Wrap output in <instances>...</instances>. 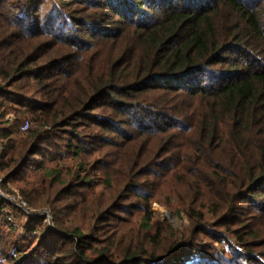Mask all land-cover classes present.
Instances as JSON below:
<instances>
[{"label":"trees","instance_id":"16d2710c","mask_svg":"<svg viewBox=\"0 0 264 264\" xmlns=\"http://www.w3.org/2000/svg\"><path fill=\"white\" fill-rule=\"evenodd\" d=\"M0 176V264H264V0H0Z\"/></svg>","mask_w":264,"mask_h":264},{"label":"rangeland","instance_id":"374dc122","mask_svg":"<svg viewBox=\"0 0 264 264\" xmlns=\"http://www.w3.org/2000/svg\"><path fill=\"white\" fill-rule=\"evenodd\" d=\"M10 119H12V117ZM10 124L12 123L10 122ZM0 178L3 179L4 181L3 176H0ZM18 186L19 184L15 180H13L9 182V184H7L6 189H8L9 191H7L3 186H0V188L2 190V193H4L9 199L11 198L10 200L14 201L13 197L16 196L15 197L16 202L23 200L26 203V207H23V208L16 207L17 209L23 210L26 212V216L23 217L26 220L28 216L34 217L35 212L31 208H29L27 202L24 199H22L20 195H18ZM153 211H154V216H155L156 221L162 222L168 226L170 225L175 230L179 231L180 233H184L185 229L188 227V219H186L185 217H179L178 214L174 212L167 204L155 202L153 203ZM16 214L17 212H14L11 215V220L13 222V225L18 224V217ZM38 215H44L47 218L46 223L52 222V217L50 215V209H45L42 212L38 213ZM4 229L5 228H3V230ZM6 232L8 233L9 231H6ZM5 235L7 234L5 233Z\"/></svg>","mask_w":264,"mask_h":264},{"label":"built area","instance_id":"2783aa9c","mask_svg":"<svg viewBox=\"0 0 264 264\" xmlns=\"http://www.w3.org/2000/svg\"><path fill=\"white\" fill-rule=\"evenodd\" d=\"M30 127H31V123H30L29 121H27V122H25V124L23 125V127H22V131H23V132H27V131L30 129ZM1 183H3V179L0 178V186H1ZM0 197H2L3 199L7 200L8 202H10L11 205H12L14 208H16V207H19V208L26 207V203H25L23 200L16 202V198H15L16 196L13 197L14 201H13V200H10L11 198L9 199L4 193H2L1 188H0ZM15 202L18 203V204H16ZM16 209H17V208H16ZM34 214H35V213H34ZM50 219H51V217H50Z\"/></svg>","mask_w":264,"mask_h":264}]
</instances>
